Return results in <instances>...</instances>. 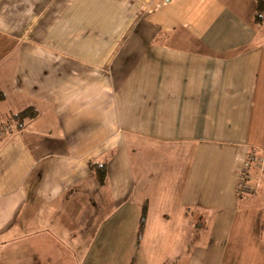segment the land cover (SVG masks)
Masks as SVG:
<instances>
[{"label":"crops","instance_id":"0c3cea01","mask_svg":"<svg viewBox=\"0 0 264 264\" xmlns=\"http://www.w3.org/2000/svg\"><path fill=\"white\" fill-rule=\"evenodd\" d=\"M254 7L0 0V264H264Z\"/></svg>","mask_w":264,"mask_h":264},{"label":"built area","instance_id":"2783aa9c","mask_svg":"<svg viewBox=\"0 0 264 264\" xmlns=\"http://www.w3.org/2000/svg\"><path fill=\"white\" fill-rule=\"evenodd\" d=\"M8 129L9 126L7 125H3L0 127V138L8 131ZM255 165H261V171H264V168L262 166V160L255 153H252L244 162V165L242 166L239 172L238 192L240 194L252 193L255 190V185L250 183L251 168Z\"/></svg>","mask_w":264,"mask_h":264},{"label":"trees","instance_id":"16d2710c","mask_svg":"<svg viewBox=\"0 0 264 264\" xmlns=\"http://www.w3.org/2000/svg\"><path fill=\"white\" fill-rule=\"evenodd\" d=\"M252 20L255 26H257L258 28H264V0H255V7ZM29 116H31V114L26 111L19 115H16V117H19L21 119H24ZM105 179L106 177L104 173L100 176V181L103 183L105 182Z\"/></svg>","mask_w":264,"mask_h":264},{"label":"rangeland","instance_id":"374dc122","mask_svg":"<svg viewBox=\"0 0 264 264\" xmlns=\"http://www.w3.org/2000/svg\"><path fill=\"white\" fill-rule=\"evenodd\" d=\"M255 166H252V168H251V170H253V168H254ZM259 167V166H258ZM253 172V171H252ZM251 178H253V176H252V174H251ZM251 183V182H250ZM255 185V184H254ZM258 188V186H256L255 185V189H257ZM257 190H259V188L257 189ZM257 190H255V192L253 191H250V192H252V193H248V194H246V195H253V194H255L256 193V191ZM96 234V233H95ZM92 238H90V240H91ZM85 239H82V241H84ZM92 242V241H91ZM105 244L103 243V242H101V243H99V244H97V245H95V248H93V245H92V243H91V249L93 250V252H94V256L96 257V260H98V258L100 257L102 260H104V259H106V258H108L109 256H106V254H105V252L104 251H102L103 250V246H104ZM173 246V245H172ZM132 249L134 250V248L132 247ZM136 250V249H135ZM93 258V257H92ZM83 262V261H82ZM102 264H104V263H102Z\"/></svg>","mask_w":264,"mask_h":264}]
</instances>
